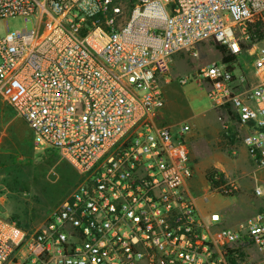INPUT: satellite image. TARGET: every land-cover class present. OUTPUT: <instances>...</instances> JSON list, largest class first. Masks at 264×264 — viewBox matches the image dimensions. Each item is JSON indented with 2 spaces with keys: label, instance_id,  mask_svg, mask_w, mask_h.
I'll return each instance as SVG.
<instances>
[{
  "label": "built area",
  "instance_id": "1",
  "mask_svg": "<svg viewBox=\"0 0 264 264\" xmlns=\"http://www.w3.org/2000/svg\"><path fill=\"white\" fill-rule=\"evenodd\" d=\"M16 16L36 27L0 37V101L35 148L57 152L79 180L33 232L0 218V264H264V213L238 230L220 227L218 213L203 216L187 191L190 127L159 122L160 80L175 56L193 50L196 59L194 48L211 42L238 58L264 43L252 30L264 26V0H0V20ZM252 55L260 84L236 74V62L198 77L215 108L233 112L257 177L264 46Z\"/></svg>",
  "mask_w": 264,
  "mask_h": 264
},
{
  "label": "rangeland",
  "instance_id": "2",
  "mask_svg": "<svg viewBox=\"0 0 264 264\" xmlns=\"http://www.w3.org/2000/svg\"><path fill=\"white\" fill-rule=\"evenodd\" d=\"M29 21L36 27L33 16L0 20V37L24 30ZM263 46L259 43L255 48ZM194 50L198 58H192L193 50H184L175 56L170 74L160 80L165 105L159 122L174 130L186 124L190 127L186 141L194 175L187 183L188 194L203 216L218 213L222 217L220 227L238 230L248 219L264 213V175H254V163L242 136L234 122L228 120L229 116L234 117L215 108L208 83L198 77L200 68L214 62L223 64L221 51L211 42L201 43ZM252 50L245 49L234 67L236 74L241 68L254 86L262 83L263 78L255 68ZM183 79H188L185 85L180 83ZM225 126L231 137L226 136ZM210 168L222 171L238 193L224 196L212 191L204 178ZM77 182L73 167L57 152L37 150L26 122L0 101V218L33 232ZM257 186L262 188V196L256 195Z\"/></svg>",
  "mask_w": 264,
  "mask_h": 264
},
{
  "label": "trees",
  "instance_id": "3",
  "mask_svg": "<svg viewBox=\"0 0 264 264\" xmlns=\"http://www.w3.org/2000/svg\"><path fill=\"white\" fill-rule=\"evenodd\" d=\"M252 30H253V33L256 35V38L259 41L264 40V26L263 25H260V23L256 22V23L252 24ZM216 47H217V49H219L221 51V53L223 55L222 61L224 63H229V62L234 63L237 61V59H238L237 57L226 55V48L225 47L220 46V45H216ZM228 113H230L234 117V114L232 111L229 110ZM76 175H77V179L79 180V175L77 174V172H76ZM204 178H205L206 182L210 185V189L212 191L218 192L224 196H231V195L233 196L236 193H238L237 189L234 190L232 193H229V194L226 193L225 190L227 188L228 183H227L225 174L222 171H219L218 169L210 168V169L206 170Z\"/></svg>",
  "mask_w": 264,
  "mask_h": 264
},
{
  "label": "crops",
  "instance_id": "4",
  "mask_svg": "<svg viewBox=\"0 0 264 264\" xmlns=\"http://www.w3.org/2000/svg\"><path fill=\"white\" fill-rule=\"evenodd\" d=\"M256 49H257V48L254 47V49H253L252 51L254 52ZM252 51H251V54H252ZM29 130H30V129H29ZM30 132H31V131H30ZM31 134H32V133H31ZM209 188H210V186H209Z\"/></svg>",
  "mask_w": 264,
  "mask_h": 264
}]
</instances>
